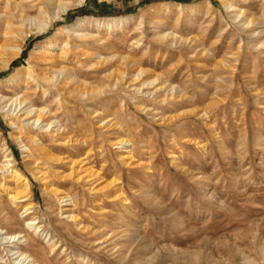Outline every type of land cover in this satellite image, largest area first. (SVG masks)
Returning <instances> with one entry per match:
<instances>
[{
  "label": "rangeland",
  "instance_id": "374dc122",
  "mask_svg": "<svg viewBox=\"0 0 264 264\" xmlns=\"http://www.w3.org/2000/svg\"><path fill=\"white\" fill-rule=\"evenodd\" d=\"M228 1L0 0V264H264V0Z\"/></svg>",
  "mask_w": 264,
  "mask_h": 264
},
{
  "label": "bare ground",
  "instance_id": "6f19581e",
  "mask_svg": "<svg viewBox=\"0 0 264 264\" xmlns=\"http://www.w3.org/2000/svg\"><path fill=\"white\" fill-rule=\"evenodd\" d=\"M59 1L60 0H41V2L44 4V5H46V8H47V6L48 7H51V6H53V5H59L60 3H59ZM85 0H81V2H84ZM7 2L8 3H12L11 2V0H7ZM62 4V3H61ZM222 4H223V7H225L227 10H229V11H236V13H235V17L236 18H240V17H242L243 15H244V13H243V10L242 9H240V8H238V7H236L235 5H233L232 3H230L228 0H222ZM17 5V4H16ZM16 5H15V8H16ZM14 6V5H13ZM40 8V7H39ZM16 9H18V8H16ZM16 11V10H15ZM16 14H17V12H16ZM19 17V16H18ZM21 17L23 18V20H25V21H29V22H33L36 26H37V28L39 29V30H43L45 27H46V25L45 24H40L39 22H36L33 18L31 19V18H29V17H25L24 16V14L22 15L21 14ZM21 19V18H20ZM253 22H252V19H250V20H248L247 22H245L244 24L246 25L247 24V27L248 26H250L251 24H252ZM7 25H9V26H11V24L10 23H7ZM8 26V27H9ZM244 26V25H243ZM245 27V26H244ZM18 31V30H17ZM75 33V32H74ZM15 34V33H14ZM14 36V35H13ZM5 37V36H4ZM19 43V42H18ZM10 44V43H9ZM16 44V43H15ZM15 44H13V45H7V44H3V43H1L0 44V50H3V51H5V52H7V56H8V60H6V61H2L3 63H2V65H1V67L2 68H8L9 67V65H10V60L12 59V58H16V57H19V55H20V53H21V47H20V45H15ZM263 44V43H262ZM44 45H46V46H48V47H53V46H55V42H54V39L52 38V37H49L48 39H45V40H43V41H40L38 44H37V47H36V53H44V54H48V55H50V56H52V52L49 50H44L43 49V46ZM10 50V51H9ZM67 70H65V69H59L58 70V74L59 75H61V78L59 79V77H57V76H55V75H53V76H51V77H46V80L49 82V83H54V82H56L55 83V85H60L61 83H65L70 77H71V75H68V76H65V77H63L64 76V74H67ZM140 73H144V71H140ZM20 75H22V74H20ZM63 75V76H62ZM19 80H21L19 77H17V75H14L12 78H11V81H15V82H17V81H19ZM118 80V79H117ZM118 82V81H117ZM154 82V81H153ZM47 83V82H46ZM49 83H47L48 85H49ZM150 84V83H149ZM152 84V83H151ZM112 86V85H111ZM115 86H117V83H115ZM95 92V91H94ZM98 94H101L102 92H103V89H99V90H97L96 91ZM81 94V93H80ZM82 95H88V93L86 94V92H83L82 93ZM5 99H7V98H5ZM11 99V98H10ZM3 101L4 100V98H2L1 96H0V101ZM4 101H6V100H4ZM9 102V101H8ZM26 102L24 101V100H20V99H18V98H16V99H13L11 102H10V104H7V105H5L4 107H7V106H10L9 107V109H8V112L9 113H11V115L13 116L14 114H15V109H11V105H17V106H19V107H22L24 104H25ZM23 114H24V118H22V116L21 115H18V113H16V117L17 118H19V119H21V121H24V120H28V125H31V126H34V125H38V124H40L41 122H42V114H46L47 113V111H46V109L45 108H42V109H36V108H34L33 106H26V107H23ZM10 116V115H9ZM52 123H54V122H52ZM49 125H52V124H49ZM47 126V125H46ZM30 137L32 138V139H34V140H36V141H38L37 139H35L36 137L35 136H33V135H30ZM128 141L127 140H125V139H120L116 144H125V143H127ZM37 145H38V147H40V148H42L43 149V147H42V145H41V143L40 142H38L37 143ZM23 147H24V149H27L24 145H23ZM129 152V151H128ZM9 161H11L12 159L10 158V159H8ZM0 169H4V167L3 166H1L0 167ZM11 175L13 176V177H15V178H17V179H22V180H26V178L24 177V175L20 172V170H18V169H13L12 171H11ZM118 193V192H117ZM17 195H19V194H17ZM117 196V195H116ZM27 196L26 195H23V196H21V197H19L18 199H20V201L21 202H25L26 200H29V198L27 199L26 198ZM115 197V196H114ZM116 198V197H115ZM28 206H30V205H28ZM28 210H30L29 209V207H26L25 208V212H27ZM5 215V214H4ZM2 216V215H1ZM74 216V215H73ZM7 218V217H6ZM4 219V218H3ZM2 219V220H3ZM10 219V218H9ZM12 219V218H11ZM33 221V220H32ZM15 222V221H14ZM38 224V223H37ZM27 225H29V226H31L32 227V225H33V223L32 222H29V223H27ZM39 228V227H38ZM40 229V228H39ZM66 231V230H65ZM8 234V233H7ZM5 235V233L3 232V231H1L0 230V244H5V245H10V243H13V242H15V240L18 238V240L19 239H21V235ZM26 238H27V236H26ZM27 239H29V238H27ZM27 239H26V241H27ZM32 240H34V239H31V240H28V243L26 244L28 247H30L31 245H32ZM23 241L21 240L19 243H17V244H21ZM12 245V244H11ZM12 247H15L16 248V245H13ZM34 247V246H33ZM18 248H20L19 246H18ZM17 248V249H18ZM11 252H14V250H11ZM14 254L16 255V254H18V256H17V258L19 257L20 258V256L21 257H23L24 259H25V261H26V259H28V256H27V254L25 255L24 253H22V252H20L19 250L18 251H16V252H14ZM6 262V261H5Z\"/></svg>",
  "mask_w": 264,
  "mask_h": 264
},
{
  "label": "trees",
  "instance_id": "16d2710c",
  "mask_svg": "<svg viewBox=\"0 0 264 264\" xmlns=\"http://www.w3.org/2000/svg\"><path fill=\"white\" fill-rule=\"evenodd\" d=\"M177 1H180V2H184V1H193V0H177ZM145 1H143L142 3H144ZM79 12H83L82 10H78V12L77 13H79Z\"/></svg>",
  "mask_w": 264,
  "mask_h": 264
}]
</instances>
